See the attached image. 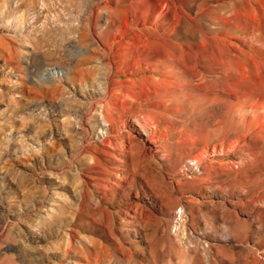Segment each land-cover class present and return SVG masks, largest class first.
<instances>
[{"label": "rangeland", "instance_id": "1", "mask_svg": "<svg viewBox=\"0 0 264 264\" xmlns=\"http://www.w3.org/2000/svg\"><path fill=\"white\" fill-rule=\"evenodd\" d=\"M0 264H264V0H0Z\"/></svg>", "mask_w": 264, "mask_h": 264}]
</instances>
